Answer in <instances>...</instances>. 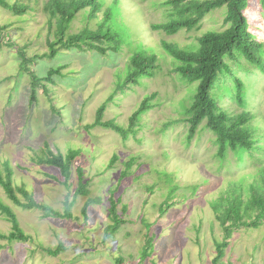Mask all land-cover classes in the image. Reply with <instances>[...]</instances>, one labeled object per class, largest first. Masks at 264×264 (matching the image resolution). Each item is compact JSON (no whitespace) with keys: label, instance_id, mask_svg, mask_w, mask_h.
<instances>
[{"label":"rangeland","instance_id":"1","mask_svg":"<svg viewBox=\"0 0 264 264\" xmlns=\"http://www.w3.org/2000/svg\"><path fill=\"white\" fill-rule=\"evenodd\" d=\"M7 1L26 4L27 11L15 14L0 4V161H9L15 186L24 185L37 201L60 212L64 211L65 197L72 200L75 196L78 166L84 170L90 193L77 195L71 217H46L42 209L16 206L0 185V196L13 206L20 225L32 235L29 240L0 238V264H212L215 241L222 239L224 232L208 202L228 186L227 179L239 178L262 163L255 152L253 158L246 155L248 162L238 165L230 152L228 163L219 169L215 135L204 128L205 122L189 142L185 120L161 130L169 120L184 117L198 81H183L171 63L174 57L158 44L167 39L182 47L190 43L198 49V35L227 27L226 6L205 15L200 30L182 29L171 35L150 28L152 23L172 19L165 0H120L119 5L105 0L104 7L115 15L120 51L101 54L62 49L50 58L40 56L50 51L47 41L54 37L43 11L47 0ZM87 15L85 9L77 13L69 30L78 32L86 25L96 28L102 13L99 19L89 20ZM247 16L250 31L260 42L258 59L264 63V3L249 0ZM21 49L26 57H32L28 68L40 76L51 67L66 66L62 69L64 75L56 73L54 82H47L48 90L38 87L34 102L30 101L31 72L22 68ZM138 52L156 54L159 67L154 76H140L124 89L122 83L132 54ZM227 61L233 71L229 68L217 81L212 95L222 97V109L236 114L250 112L252 118L245 127L255 124L264 136V71L244 52H237ZM238 75L243 79L242 103L232 98L237 93ZM153 92H157L154 101L158 104L142 115V127L127 140L111 128L87 127L104 102L105 120L128 125L143 98ZM48 145L55 152L67 153L71 148L80 151L73 161L68 186L58 168L36 161L38 156L46 155ZM115 155L117 160L110 165ZM132 158L135 160L129 167ZM203 177H211L210 182L202 183ZM196 183H201L198 190ZM88 196L94 202L87 221L82 207ZM111 196L116 200L120 197L117 209L125 220L114 236L104 239L105 228L111 222ZM19 198L26 200L20 193ZM165 203L171 205L162 214L159 206ZM143 218H147L149 227ZM11 228L12 223L0 213V231L8 234ZM154 232V250L141 258V249ZM229 241L222 264H264V225L242 227ZM61 242L64 248L56 255L44 249L57 248Z\"/></svg>","mask_w":264,"mask_h":264},{"label":"trees","instance_id":"2","mask_svg":"<svg viewBox=\"0 0 264 264\" xmlns=\"http://www.w3.org/2000/svg\"><path fill=\"white\" fill-rule=\"evenodd\" d=\"M261 1L264 3V0ZM112 2L119 5L120 0H113ZM163 3L168 6L169 16L172 19L165 22L152 23L150 28L152 30H162L171 35L178 33L182 29L189 31L200 30L205 15L223 6L227 8L224 18L227 27L220 30L209 29L198 35L195 38L200 44L198 49H194L190 43L182 47L181 44L169 42L167 39H162L158 44L162 45L174 57L171 63L174 65L175 71L182 74L183 81H187L186 83L188 84L198 81L194 99L187 108L184 117L179 116L180 118L178 119L169 120V122L164 123L161 130L165 131L170 124L185 120L189 124L186 136L189 142L197 133L200 124L205 122L204 128H208L215 135V156L220 161L219 169L225 163H228L230 152L236 156L238 165L248 162L249 158L246 155H251L250 158H253L252 154L255 152H258L257 158L262 163V165L256 166L254 171L243 173L236 179H227L225 175L228 186L220 190L218 195L208 202L224 232L222 239H216L215 241L216 255L212 260V264H222V258L225 256L226 248L230 244L229 239L232 238L235 231L242 227L257 228L264 225V142H261L264 136L258 132L259 128L255 124L245 127V124L252 118L250 112L244 111L236 114L222 109V104L220 103L222 97H214L212 90L217 81L222 79L229 71V68H231L227 61L228 58H232L237 52H244L248 60L258 63L264 71V63L258 59L257 55L260 42L255 39L249 28L247 16L249 0H165ZM0 4L12 10L15 14H24L27 11V5L19 2L10 3L7 0H0ZM104 4L105 0H47L44 3L43 11L48 15L49 29L54 37L53 39L49 38L47 41L50 51L40 56L55 58L62 49L74 48L94 50L101 54H106L108 50L120 51L121 36L118 33L116 24H114L115 15L110 8L104 7ZM84 9L88 12L89 20L92 18L97 19L98 14L102 13V17L98 18L97 27L86 25L78 32H71L69 29L77 13ZM19 55L22 57V68L31 72L30 101L34 102L37 98L38 87L42 86L45 91L48 90L47 82H54L53 76L56 73L64 75L62 69L66 66L51 67L46 75L40 76L27 66L32 57H26V52L22 49L19 50ZM158 67L156 54L149 55L139 52L132 54L129 70L125 75L122 87L125 89L128 83H136L140 76H154ZM238 77L240 76L238 75ZM191 90L194 91V87ZM236 90L237 93L232 98H238L242 103L243 79L241 77L236 80ZM156 96L157 92H153L143 98L130 116L128 125H122L113 119L105 120L107 102H104L98 107L94 122L88 124L87 127L99 125L111 128L119 133L123 140H127L130 134L137 133L138 129L142 127V115L153 108L155 104H158L154 101L158 97ZM45 150L46 155L38 156L37 163L48 164L58 168L64 178L63 183L68 186V180L72 174L73 161L80 154V151L71 148L67 153L59 150L55 152L49 145ZM164 155L167 156L165 153ZM116 160L117 155L112 158L110 165ZM134 160L132 158L127 163L129 167ZM77 171L79 184L75 190V196L72 200H69L68 196L65 197L63 212L52 208L47 203L37 201L33 194L25 189L24 185L15 186L13 169L8 160L0 161V185L7 197L16 206L42 209L46 217H71V209L75 204L77 195H88L90 193L89 182L84 178L83 168L78 166ZM163 171L173 176L171 172ZM51 177L58 179L54 175H51ZM210 180L211 177H203L202 183H209ZM167 183L169 182L167 181ZM196 184L197 190L200 189L201 183ZM173 191L170 193L172 194ZM19 193L25 197V201L19 198ZM109 199L111 203L109 208L111 222L105 228L104 239L114 236L125 220L117 209L120 197L116 200L111 196ZM93 202L94 198L88 196L82 207L83 216H85L87 221L89 219V208ZM170 205L171 203L160 205V213L163 214ZM126 208L127 205H124L123 209L126 210ZM0 213L12 223V228L8 234L0 231V238H5L9 241L31 239L32 235L27 233L20 225L13 206L4 201L1 196ZM142 221L147 227L150 226L147 218H143ZM156 236V232L149 236L141 249V258L152 254L154 250L153 241ZM0 247H2V243H0ZM63 248L64 245L61 242L57 248L46 247L44 249L48 253L56 255ZM152 264L155 263L153 262Z\"/></svg>","mask_w":264,"mask_h":264},{"label":"clouds","instance_id":"3","mask_svg":"<svg viewBox=\"0 0 264 264\" xmlns=\"http://www.w3.org/2000/svg\"><path fill=\"white\" fill-rule=\"evenodd\" d=\"M232 69V68H231ZM232 71H233V69H232Z\"/></svg>","mask_w":264,"mask_h":264}]
</instances>
